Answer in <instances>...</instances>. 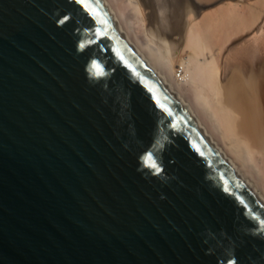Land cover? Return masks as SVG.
<instances>
[{
	"label": "water",
	"instance_id": "water-1",
	"mask_svg": "<svg viewBox=\"0 0 264 264\" xmlns=\"http://www.w3.org/2000/svg\"><path fill=\"white\" fill-rule=\"evenodd\" d=\"M262 231V202L102 0H0V264H218L225 234L264 264Z\"/></svg>",
	"mask_w": 264,
	"mask_h": 264
},
{
	"label": "bare ground",
	"instance_id": "bare-ground-1",
	"mask_svg": "<svg viewBox=\"0 0 264 264\" xmlns=\"http://www.w3.org/2000/svg\"><path fill=\"white\" fill-rule=\"evenodd\" d=\"M102 1L264 205V0Z\"/></svg>",
	"mask_w": 264,
	"mask_h": 264
},
{
	"label": "snow or ice",
	"instance_id": "snow-or-ice-1",
	"mask_svg": "<svg viewBox=\"0 0 264 264\" xmlns=\"http://www.w3.org/2000/svg\"><path fill=\"white\" fill-rule=\"evenodd\" d=\"M76 2L84 3V0H76ZM85 6L87 7L86 4ZM64 19L67 20L68 17L65 16ZM61 23H63V21H61ZM93 67H98L95 64V62H93ZM153 167L155 168V165H153ZM253 231H255V227H253ZM242 235L251 236V233H242ZM252 238L261 239V242L264 243V231H262L261 237L252 236ZM240 246L241 245L238 243V240L236 237H229L227 236V234H225L221 240L220 245L217 247H214L212 252L213 254L221 253L218 264H220L221 261L223 262V264H241L240 258L237 256V251ZM248 259H251V257H249Z\"/></svg>",
	"mask_w": 264,
	"mask_h": 264
},
{
	"label": "rangeland",
	"instance_id": "rangeland-1",
	"mask_svg": "<svg viewBox=\"0 0 264 264\" xmlns=\"http://www.w3.org/2000/svg\"><path fill=\"white\" fill-rule=\"evenodd\" d=\"M200 17H203V16L200 15Z\"/></svg>",
	"mask_w": 264,
	"mask_h": 264
}]
</instances>
